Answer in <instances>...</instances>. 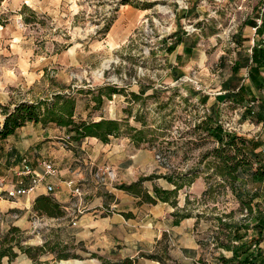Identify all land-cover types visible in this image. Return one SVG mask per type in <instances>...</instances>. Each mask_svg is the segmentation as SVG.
<instances>
[{
	"label": "rangeland",
	"instance_id": "1",
	"mask_svg": "<svg viewBox=\"0 0 264 264\" xmlns=\"http://www.w3.org/2000/svg\"><path fill=\"white\" fill-rule=\"evenodd\" d=\"M257 1L1 0L6 22L0 25V127L1 106L12 110L19 102L40 101L42 112L61 93L78 100L75 118H113L122 128L107 143L96 137L76 143L63 127L26 122L0 139V264L53 262L58 253L69 254L60 260L66 264L150 253L166 264H242L239 257L221 261L232 255L224 242L247 243L249 252H256L252 240L264 217V183L244 178L232 189L215 172L212 150L218 144L203 120L236 57L232 34L254 37L239 47L241 54L261 43L245 26L257 15ZM106 85L121 92L95 105L93 96ZM140 87L148 89L140 94ZM203 95L209 97L205 103ZM234 108L218 103L217 118L250 131L248 121L233 119ZM41 160L57 169L46 176L54 189L29 200L9 197L7 190L21 180L16 171L38 168ZM139 176L148 177L141 183L146 192L153 185L170 190L177 185L169 195L175 203H148L118 188ZM66 179L79 194H72ZM243 188L257 195L251 211L236 197ZM41 195L49 196L60 214L38 211ZM183 213L189 217L174 237L171 225ZM235 226L243 235L239 240L232 235ZM185 244L197 245L192 259L180 257ZM138 264L160 263L141 256Z\"/></svg>",
	"mask_w": 264,
	"mask_h": 264
},
{
	"label": "trees",
	"instance_id": "2",
	"mask_svg": "<svg viewBox=\"0 0 264 264\" xmlns=\"http://www.w3.org/2000/svg\"><path fill=\"white\" fill-rule=\"evenodd\" d=\"M1 2V0H0ZM23 8H27V5H23ZM6 18L0 13V25H5ZM252 26L255 25V21ZM264 26V18H262V24ZM260 28V27H259ZM257 28V30L259 29ZM256 30V33H257ZM232 39L235 43H241L240 39ZM181 40L176 37L175 45L179 44ZM236 43V44H237ZM168 46V50H173L175 47ZM259 44H254L252 46V60L249 62V59L246 58V61L243 58L236 57L233 65L231 66V72L234 75L238 72L241 66L249 65L248 75L252 78L254 83L258 85V75L259 67L264 63V53L263 47L258 46ZM148 88L140 87L139 93H144ZM81 91V90H78ZM243 91V85H241L237 93L241 94ZM121 90L116 86L106 85L103 88L97 89V94L93 97L95 105H100L102 103L103 97L109 98L113 94L120 93ZM82 93V92H80ZM132 96L136 97L138 94L131 92ZM228 92H226V103L232 104L233 107L238 105H245L248 100L252 99L250 97L246 102H242L239 99H236L234 96L229 98ZM78 104L76 97L68 95H62L61 93L55 94V100L51 107L44 106L42 112H40V101L37 102H19L17 103L12 110H8L6 106H1L3 114L5 115L3 123L0 127V139H5L8 136L15 133V131L23 126L26 122H35L48 124L53 123L57 126L63 127L67 134L70 136L71 141L80 143L86 137H96L103 143L109 141L110 136H117L122 128V124L119 120L113 118H104L100 117L98 120H87L85 118L79 117L75 118V109ZM250 118L251 121L259 122L263 117L259 115L258 110L253 114L250 113V110H246L242 114V118ZM217 114L206 113L204 115L203 126L204 130L217 142V146L212 150V156L214 157V169L215 172L223 176L228 180L232 189H235L237 182L244 178H249L253 182L264 183V164L259 158L255 149L258 147L257 141L249 138L244 134H239L234 131L226 130L222 124L219 122ZM68 137V136H67ZM167 179L171 181L169 176H166ZM148 179V177L139 176L135 181H132L128 184L121 183L118 188L125 190L128 193H131L135 197H143L144 201L148 203H155L157 200L164 202L170 201L172 204L175 201L170 200V194L176 192L177 185L173 189H162L156 185L152 186L151 192L142 191L141 183L143 180ZM236 197L239 199L241 204L249 208L251 211V202L254 198L257 197L255 192L248 194L243 188L241 192H236ZM249 197V198H247ZM247 198V199H246ZM36 209L40 212H43L49 216H54L60 214V212L54 211V208H58V205L51 200L47 195H41L36 199ZM189 217L188 213L181 214L179 219L174 220V224L183 219ZM261 222L258 223V232L257 236L253 238V246L257 247L256 252H249L250 247H247V243H241L240 246H233L227 242L221 244V246L232 252L230 257L220 256V259L223 263H229L235 257H239L242 260V264H263L264 252L258 246L260 241H262V231L264 229V217L260 218ZM229 227V226H228ZM10 229H18L15 226H12ZM240 228L235 226L233 228V237L235 240L243 238V235L239 234ZM230 232H228L229 234ZM18 248L22 249L24 252H29L30 247H23L19 243L16 244ZM239 250H241L239 252ZM240 253V254H239ZM2 255V254H1ZM13 254L10 255L12 257ZM144 256L158 261L160 264H166L163 261L161 256H158L155 253L150 254H140L137 257H120L117 259H103L102 264H138V257ZM34 257V256H33ZM69 254L58 253L56 255V261L41 260L34 258L30 264H63L59 261L62 259H67Z\"/></svg>",
	"mask_w": 264,
	"mask_h": 264
},
{
	"label": "crops",
	"instance_id": "3",
	"mask_svg": "<svg viewBox=\"0 0 264 264\" xmlns=\"http://www.w3.org/2000/svg\"><path fill=\"white\" fill-rule=\"evenodd\" d=\"M236 5H238V4L235 3V6ZM256 5H257V13H256L257 15L251 16L245 22V26H248L250 28L253 25V23H251V22L254 21L255 17L261 16L262 18H264V11L261 10L260 0L257 1ZM233 35H234V38L241 40V43L236 42L237 47H235V49H234L235 50L234 53L236 52V57L243 58V59L245 58L244 59L245 61H246V58H248L249 62H250L252 60V58H251L252 47L251 46L253 43L251 44V46L248 49H246L248 52L244 53V54H241L239 47L245 42H250L251 36L249 34L245 35L243 32L242 33L236 32V33L232 34V36ZM256 35H259L261 37V39L264 38V26L263 25H261L260 28L257 30ZM233 42H235V41L233 40ZM188 48H189L188 46L185 47V49H187V50H188ZM263 53H264V49H263ZM236 57L234 58V60L236 59ZM200 60H201V57H200ZM204 60L205 59H203L202 63H204ZM263 61H264V58H263ZM230 63H232L231 64V66H232L234 61L233 62L230 61ZM220 69H222V68H219V71H220ZM248 71H249V65L244 64L243 66H241L239 68L238 72L233 75L231 72V67H230V71L227 74V76H224L222 78V80H220V86H219V91H218L219 94L217 96H215L213 102L209 104L208 113L218 114V112L216 111L217 105H218V103L226 102V99H225L226 98V92H228V93H230L229 98L232 99V97L234 96L236 99H239L242 102H246L247 99H249L250 97L258 98L259 104H258L257 110H258V113L260 116H262V117L264 116V63L259 67V75H258V81H257L258 85H256L254 83V81L252 80V78L248 75ZM241 85H243V91H241V94H239V93H237V90ZM201 99L205 103L206 101H208L209 97L203 95L201 97ZM35 124H39V126H40V123H35ZM39 134H40V131H39ZM12 135H10V136H12ZM37 138H39V137L37 136ZM249 138H252L253 140L257 141L258 147L255 149V152H257L259 158L261 159V161L263 163V160H264V133H259L257 137L249 136ZM47 183H54V182L50 181L46 177L44 179V181L36 188L35 191H33L27 195H24V196H26V198L29 200V197L31 194L39 193V191L47 192L45 189V185ZM260 184L263 185V183H260ZM59 193H60V191H59ZM185 219H188V218L186 217V218L181 219L178 222V224H172L171 223L172 224L171 225L172 235L174 237H176V231H177L176 229L179 227V225H182L183 220H185ZM262 238L263 239H262V241H260L258 246L261 249H264V245H263L264 244V229L262 231ZM189 247H192V248H189ZM179 251H180V257L182 259H192V257L198 253V249H197L196 244H193L191 246H188L187 244L182 245V249H180ZM130 257H132V256H130ZM156 262H158V261H156Z\"/></svg>",
	"mask_w": 264,
	"mask_h": 264
},
{
	"label": "built area",
	"instance_id": "4",
	"mask_svg": "<svg viewBox=\"0 0 264 264\" xmlns=\"http://www.w3.org/2000/svg\"><path fill=\"white\" fill-rule=\"evenodd\" d=\"M261 2V10L264 11V0H260ZM255 25L252 26L253 34H256L257 28H259L262 24V17L257 16L254 18ZM252 41L254 37L251 38ZM254 45V42L252 46ZM264 49V38H262L261 43L259 44ZM251 46V47H252ZM250 51V50H249ZM246 75V74H245ZM259 104L258 98H252L248 100V102L245 105H238L233 109L234 112V118L233 119H243L242 114L246 110H250V113L253 114L257 111ZM245 121H248L251 124L250 131H243L239 130L238 127H234L231 125L230 122L224 121L223 119H220L219 122L222 124V126L228 130V131H234L239 134H244L246 136H252L257 137L259 133H264V116L259 122L251 121V119L245 118L243 119ZM248 123V124H249ZM264 164V160H263ZM57 173V169L54 165V163L48 161V160H41L38 162V168H32L31 166H24L20 170L16 171V174L21 176V180L19 183L14 184L11 186L7 192L9 197H16L19 195H27L33 191L36 190V188L44 181L46 176H54ZM23 178L28 179V183H24ZM65 184L67 187H69V190L72 192V194H79V188L74 187L73 180H66ZM46 191H52L54 189V185L52 183H47L45 185ZM264 264V260H263Z\"/></svg>",
	"mask_w": 264,
	"mask_h": 264
},
{
	"label": "water",
	"instance_id": "5",
	"mask_svg": "<svg viewBox=\"0 0 264 264\" xmlns=\"http://www.w3.org/2000/svg\"><path fill=\"white\" fill-rule=\"evenodd\" d=\"M60 263L66 264V263H64L63 261H60Z\"/></svg>",
	"mask_w": 264,
	"mask_h": 264
}]
</instances>
